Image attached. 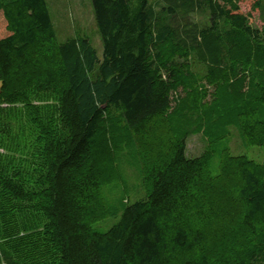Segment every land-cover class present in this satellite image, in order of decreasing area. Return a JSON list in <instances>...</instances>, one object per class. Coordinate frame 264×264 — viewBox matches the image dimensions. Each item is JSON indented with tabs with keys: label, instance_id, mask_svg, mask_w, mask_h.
<instances>
[{
	"label": "trees",
	"instance_id": "16d2710c",
	"mask_svg": "<svg viewBox=\"0 0 264 264\" xmlns=\"http://www.w3.org/2000/svg\"><path fill=\"white\" fill-rule=\"evenodd\" d=\"M91 3L101 60L87 38L57 40L46 0H0V264H215L208 245L222 227L224 264H264V163L226 155L214 176L208 157L187 156L190 132L168 115L183 87L177 113L235 108L245 141L264 145V32L234 0ZM252 8L264 13V0ZM176 55L205 65L216 87L209 104ZM51 92L55 120L30 105ZM18 104L39 111V137L16 127ZM125 142L135 144L145 194L100 232L102 186Z\"/></svg>",
	"mask_w": 264,
	"mask_h": 264
},
{
	"label": "rangeland",
	"instance_id": "374dc122",
	"mask_svg": "<svg viewBox=\"0 0 264 264\" xmlns=\"http://www.w3.org/2000/svg\"><path fill=\"white\" fill-rule=\"evenodd\" d=\"M149 1L153 2L154 0ZM254 1L234 0L239 7V12L247 17V26L251 29L258 30L259 34H261L264 32V13L252 8ZM46 2L57 40L63 42L68 38H87L95 48L97 57L101 60L103 57V48L96 26L91 0H46ZM191 17L193 21H206V18L200 14H194ZM175 61L179 66L184 67V65H187L186 72L189 71L193 78L198 79L196 84L198 89L206 93L203 101L209 104L214 99L216 87L209 82L205 65L193 56L184 59L176 55ZM245 75L243 93L248 91L249 82L251 81L248 72H245ZM256 85L258 86V84ZM184 96L185 90L183 87L173 92L174 99L168 115L170 118L173 117L172 122H174L178 130L190 132L187 133L186 139V154L188 157H208L209 169L214 176L218 174L221 162L226 155L245 156L259 165L264 163V145L245 141L242 136L237 109L235 110L234 108L231 110L232 112L227 114H224L220 110V107L215 109L216 112H209L207 115H204L207 113L206 111L202 112L198 110L177 113V105ZM30 105L35 108H40L41 113L45 110L46 115L44 116L46 118L56 119L55 110L58 107L56 93L51 92L38 95L31 99ZM14 107L22 109V112H20L22 114L16 118V127L19 130L25 128L27 134L31 133L29 137H39V132L35 129L37 127L35 121L41 116L36 115L39 111L27 112V109L24 110L23 104H18ZM260 113L264 114V106H260ZM114 116L118 117V114L114 112L112 117ZM43 122H45L44 118ZM136 151L135 144L125 142L122 148H120V151L117 152V158L113 161L112 166L114 168V174L102 186L101 196L106 208L108 206V212L92 224L95 230L100 232L108 230L119 219L125 206L133 203L145 194L144 173ZM1 153H6L3 147H0ZM12 214L13 219L17 220L21 213L13 212ZM222 222L221 225L230 224V227L232 225L224 220ZM36 228H39V230L32 232V240H35L44 229L43 227ZM220 232L222 235H220L218 240H213L208 245V253L215 264H224L227 261L226 256L230 244L229 231H225L222 227ZM26 234L27 232L25 234L21 233V235ZM40 248L38 246L36 249L38 250ZM23 251L24 254L31 252V250L25 249Z\"/></svg>",
	"mask_w": 264,
	"mask_h": 264
}]
</instances>
